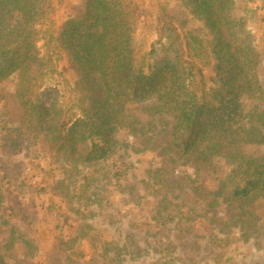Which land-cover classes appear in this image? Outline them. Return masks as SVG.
I'll use <instances>...</instances> for the list:
<instances>
[{"label":"rangeland","instance_id":"1","mask_svg":"<svg viewBox=\"0 0 264 264\" xmlns=\"http://www.w3.org/2000/svg\"><path fill=\"white\" fill-rule=\"evenodd\" d=\"M142 2L148 15L134 36L136 64L148 72L164 55L166 41L159 42L153 27L160 8L179 23L187 19L192 31L205 27L184 11L182 0ZM262 2L234 0L260 55L257 75L264 89ZM81 4L52 0L53 13L38 26L43 82L58 89L65 107L75 96L71 77L63 72L67 59L59 37ZM18 19L15 12L12 20ZM193 51L210 89L213 64L205 66ZM199 81L198 76L191 88L199 89ZM15 88L11 78L0 83V257L5 264H264V193L232 196L238 184L234 170L247 164L175 150L172 120L151 99L118 108L111 152L91 164L77 163L20 131L23 111ZM240 105L234 127L248 130L250 113L264 114V101L244 95ZM250 132L242 137L243 154L264 157V144Z\"/></svg>","mask_w":264,"mask_h":264},{"label":"trees","instance_id":"2","mask_svg":"<svg viewBox=\"0 0 264 264\" xmlns=\"http://www.w3.org/2000/svg\"><path fill=\"white\" fill-rule=\"evenodd\" d=\"M182 3L205 28L192 31L187 19L179 23L160 8L153 27L159 42L166 41L164 55L145 72L136 64L134 40L138 23L148 15L142 0H82L59 37L67 59L63 72L71 77L75 96V103L65 107L58 89L44 85L45 58L37 48L38 26L53 13L52 0H0V83L11 78L15 84L23 111L20 131L54 154L87 165L111 152L119 109L151 99L172 120L175 150L183 155L199 150L203 159L218 154L238 166L247 164L245 170H234L238 184L232 196L264 193V157L248 158L242 150L247 142L242 137L250 131L264 144V114L250 113L248 130L234 127L244 95L264 101L257 75L260 55L246 17L238 14L234 0ZM15 12L19 19L14 22ZM193 50L205 66L213 64L215 86L210 89ZM198 76L201 86L195 90L191 86ZM0 264H5L1 257Z\"/></svg>","mask_w":264,"mask_h":264}]
</instances>
